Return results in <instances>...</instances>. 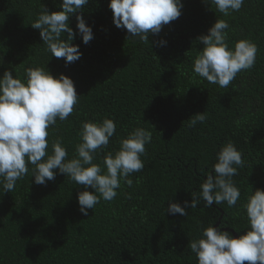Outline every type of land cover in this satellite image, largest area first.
Here are the masks:
<instances>
[{"label":"trees","instance_id":"obj_1","mask_svg":"<svg viewBox=\"0 0 264 264\" xmlns=\"http://www.w3.org/2000/svg\"><path fill=\"white\" fill-rule=\"evenodd\" d=\"M109 3L89 0L82 13L70 17L72 44L82 55L66 63L46 50L40 30L31 27L44 9L60 11L62 0H0V77L10 70L24 80L26 68L43 67L53 76L70 77L79 96L68 119L57 118L50 126L48 154L62 138L68 159L73 158L82 122L107 117L116 132L93 161L106 171L103 157L119 150L121 139L137 127L152 132L141 156L145 167L128 177L132 186L121 182L117 197L101 199L87 216L78 194L95 190L58 169L54 180L38 185L29 165L12 192L0 187V264H198L188 245L213 221L238 238L247 232L244 205L253 191L264 189V0H245L227 17L204 0H182L181 16L150 33L147 43L115 26ZM77 15L92 27L88 44L77 29ZM217 19L229 24L230 48L241 39L258 48L254 66L226 88L193 71L204 47L198 38ZM205 111L206 121L189 127L188 120ZM228 141L245 162L232 178L241 196L233 207L213 202L208 208L200 185ZM192 194L199 204L186 208L187 216L167 211L170 203H191Z\"/></svg>","mask_w":264,"mask_h":264},{"label":"clouds","instance_id":"obj_2","mask_svg":"<svg viewBox=\"0 0 264 264\" xmlns=\"http://www.w3.org/2000/svg\"><path fill=\"white\" fill-rule=\"evenodd\" d=\"M215 5L216 10L225 17L239 11L245 0H204ZM89 0H62L60 11L43 10L31 24L39 29L46 50L56 58H65L66 63L80 59L82 53L72 41L76 33L69 26L70 17L82 13ZM108 7L113 12V22L117 28L126 29L128 38H139L149 42V34H158L162 27L181 16L182 0H110ZM77 29L83 43L93 38V30L83 15H77ZM229 24L217 19L207 35L198 38L204 47L197 55L193 71L209 83L226 88L242 70L251 69L256 60L257 45L250 40L241 39L230 48L227 42ZM66 33V39L62 34ZM161 44L166 43L161 41ZM24 80L6 70L0 77V187L4 193L12 192L18 180L32 168V177L38 185L54 180L56 169L61 174L85 189L89 186L94 192L84 190L78 194V203L83 215L94 209L101 199L114 200L121 182L129 187L133 181L128 177L145 167L141 156L146 145L152 141V132L137 127L126 138L121 139L120 148L114 154L107 152L103 165L94 163L95 154L108 148L110 138L116 132L113 119L104 118L102 122L91 120L82 122L79 131L81 142L76 145V155L68 159V152L62 138L56 139L49 148V128L65 121L79 103L74 81L61 73L53 76L43 67L25 69ZM207 119L206 111L193 115L189 127H195ZM212 173L200 185V198L205 207L212 208L213 202L228 207L237 204L240 189L232 179L238 168L244 167L242 152L233 142L228 141L216 156ZM138 182V181H137ZM191 203L184 201L170 203L167 211L175 215L187 216L186 208H197L199 199L195 194ZM248 220L247 232L239 238L228 231L216 227L215 221L203 229L199 239H191L188 248L196 255L198 264H264V189H256L248 196L244 205Z\"/></svg>","mask_w":264,"mask_h":264},{"label":"water","instance_id":"obj_3","mask_svg":"<svg viewBox=\"0 0 264 264\" xmlns=\"http://www.w3.org/2000/svg\"><path fill=\"white\" fill-rule=\"evenodd\" d=\"M218 225H219V224H218ZM218 225H217V226H218ZM230 232L233 234L234 237H237V238H238L237 234H236L234 231L230 230Z\"/></svg>","mask_w":264,"mask_h":264}]
</instances>
